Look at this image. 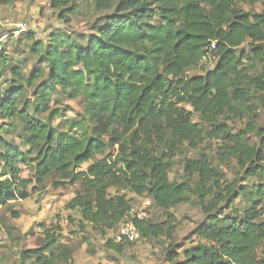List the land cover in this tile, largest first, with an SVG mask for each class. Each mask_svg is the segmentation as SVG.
Wrapping results in <instances>:
<instances>
[{
	"label": "trees",
	"instance_id": "trees-1",
	"mask_svg": "<svg viewBox=\"0 0 264 264\" xmlns=\"http://www.w3.org/2000/svg\"><path fill=\"white\" fill-rule=\"evenodd\" d=\"M80 1L49 5L69 23ZM260 1L92 0L103 14L85 33H21L16 58L0 37V208L49 180L78 184L65 204L78 231L105 238L129 218L131 194L165 214L135 221L140 237L170 240V211L192 199L203 222L187 246L169 243L164 264H264V8L252 9ZM62 98L79 100L81 112L54 124ZM4 129H18V142ZM176 162L179 181L169 177ZM43 232L20 264H72L61 227ZM131 243L104 246L122 253Z\"/></svg>",
	"mask_w": 264,
	"mask_h": 264
},
{
	"label": "rangeland",
	"instance_id": "rangeland-1",
	"mask_svg": "<svg viewBox=\"0 0 264 264\" xmlns=\"http://www.w3.org/2000/svg\"><path fill=\"white\" fill-rule=\"evenodd\" d=\"M247 9V7H244ZM264 8V0H261L252 7L254 11ZM103 14L94 10L92 0H81L78 2L75 13L70 17V22L66 23L58 17L49 0H0V18L8 19L13 24H26L27 29L18 34H10L14 27L5 25L0 27V37L5 43L8 42L11 57L16 58V53L22 55L26 40L21 33H32L36 38L46 40L51 32L85 33L89 30L91 22ZM12 24V25H13ZM17 29V28H16ZM3 34H6L2 36ZM17 39L19 41L17 42ZM17 44L18 51L12 49ZM12 45V46H11ZM32 59L26 62L25 73L32 68ZM264 67V64H263ZM200 72L194 69L191 73ZM28 96L31 89H28ZM56 96H54L55 99ZM79 100L62 98L60 109L61 118H55L53 123L57 124L64 118L77 119L81 112ZM252 101V100H251ZM51 105H55L53 100ZM23 108V106L21 107ZM30 111V108L27 107ZM259 121L264 122V109L258 111ZM238 124H233L235 128ZM18 129L7 132L4 129L3 136L9 141L18 142ZM217 161V159H216ZM22 177H30V168L21 166ZM182 174L181 164L176 162L169 174L171 180H180ZM33 184H29L30 191ZM78 184L73 186L64 185L55 188L52 181H46L43 188L30 192L29 198L25 200H15L0 208V264H20L19 253L24 249L38 247L43 242L44 229H50L55 225L61 227L62 241L73 251L72 264H164L165 251L170 242L177 243L176 246H187L189 236L195 226H200L203 222L197 204L190 199L173 208L170 213L175 217L176 223L173 238H161L159 240L145 239L140 237L131 244H126L122 253H116L104 246L106 239L113 240L114 231L105 238L96 233L91 228L85 231H78L76 228L77 215L75 212L65 208L66 202L74 195ZM115 190L110 189V193ZM133 197L132 205L140 206L145 197ZM11 212L15 213L13 217ZM148 218L157 223L165 219V214L156 207H151ZM44 228V229H43Z\"/></svg>",
	"mask_w": 264,
	"mask_h": 264
},
{
	"label": "built area",
	"instance_id": "built-area-1",
	"mask_svg": "<svg viewBox=\"0 0 264 264\" xmlns=\"http://www.w3.org/2000/svg\"><path fill=\"white\" fill-rule=\"evenodd\" d=\"M11 21L8 19L0 18V27L5 25H10ZM17 29H14L13 34H18L21 31H25L27 29L26 25L18 24L16 25ZM0 171H1V163H0ZM151 207V201L149 199H144L140 206L131 205L129 210V218L123 222H121L117 229L114 232L113 240L114 242H135L140 238V234L138 228L135 224V221L145 220L149 216Z\"/></svg>",
	"mask_w": 264,
	"mask_h": 264
},
{
	"label": "crops",
	"instance_id": "crops-1",
	"mask_svg": "<svg viewBox=\"0 0 264 264\" xmlns=\"http://www.w3.org/2000/svg\"><path fill=\"white\" fill-rule=\"evenodd\" d=\"M11 24L9 25V26H11V27H14V29H16V25L17 24H13L12 22H10ZM13 24V25H12ZM26 25V24H25ZM26 27H27V25H26Z\"/></svg>",
	"mask_w": 264,
	"mask_h": 264
}]
</instances>
